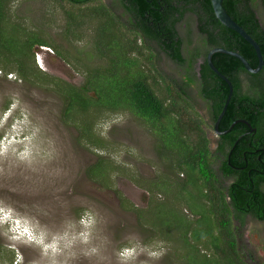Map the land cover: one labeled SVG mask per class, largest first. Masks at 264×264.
<instances>
[{
	"label": "trees",
	"instance_id": "trees-1",
	"mask_svg": "<svg viewBox=\"0 0 264 264\" xmlns=\"http://www.w3.org/2000/svg\"><path fill=\"white\" fill-rule=\"evenodd\" d=\"M16 1L0 0V68L5 76L14 72L26 84L59 94L64 117L89 145L100 146L101 141L93 135L92 124L85 121V116H100L103 112H128L158 140V156L168 163L165 167L171 173L139 183L149 196L157 197L146 213L148 223L151 222L147 225L156 238L159 234L177 246L175 256L183 255L184 264H263L242 251L240 231L248 216L264 223V66L252 74L233 56L213 55L214 67L234 90L218 128L229 133L222 137L216 156L209 147L208 128L213 130L223 111L230 92L228 84L206 61L200 65L198 97L207 102L210 126L187 91L186 86L194 82L192 78L187 77L186 85L154 87L147 62L156 71L158 55L150 52L145 61L140 59L145 57L144 50L156 47L176 65L190 67L192 59L189 61L183 53L184 41L178 25L191 13L205 37L206 54L221 48L240 54L252 68H257L253 47L217 20L211 0H115V6L108 3L92 8L91 15L67 12L64 35L78 39L90 19L96 25V51L106 61V66L88 71L80 86L36 67L35 46L54 48L59 56L61 52L40 31L26 28L16 20L11 11ZM60 1L82 7L95 0ZM223 7L258 44L264 62V0H223ZM120 17L127 18L130 29L122 28ZM245 83L253 94L244 92ZM5 109L9 110V106ZM237 121L247 124L238 123L231 129ZM253 128L257 129L255 135L250 133ZM104 162L100 160L88 169L91 179L103 180L108 168ZM217 174L232 183L223 187ZM101 183L108 184L109 180ZM172 207L181 214L172 212ZM185 208L191 217L182 213ZM145 218L142 215L140 221Z\"/></svg>",
	"mask_w": 264,
	"mask_h": 264
},
{
	"label": "rangeland",
	"instance_id": "rangeland-1",
	"mask_svg": "<svg viewBox=\"0 0 264 264\" xmlns=\"http://www.w3.org/2000/svg\"><path fill=\"white\" fill-rule=\"evenodd\" d=\"M108 3L116 1L73 7L60 0H17L11 11L19 23L40 31L61 52L59 56L54 48L35 46L36 67L80 86L88 71L106 66V61L96 51V25L90 19L78 39L64 35L67 12L90 14L92 8ZM189 19L179 29L196 45L195 24ZM121 21L122 28L130 29L127 18ZM144 52L141 61L151 53L158 55L156 71L147 62L154 87L186 85L187 77L193 79L187 91L211 126L209 108L198 97V69L205 56L189 69L156 47ZM4 72L0 73V264H184L183 255L175 256L177 246L158 233L156 238L147 225L151 222L146 213L157 197L149 196L139 183L171 173L158 156L152 131L128 112L90 113L85 121L92 124L101 144L89 145L64 117L59 94ZM208 133L213 136L211 128ZM100 160L108 166L101 181L88 175ZM217 175L223 187L232 183ZM104 180L109 183L103 185ZM172 212L181 214L176 207ZM182 213L191 217L187 208ZM142 215L145 221H140ZM240 234L242 251L264 264V223L248 216Z\"/></svg>",
	"mask_w": 264,
	"mask_h": 264
},
{
	"label": "water",
	"instance_id": "water-1",
	"mask_svg": "<svg viewBox=\"0 0 264 264\" xmlns=\"http://www.w3.org/2000/svg\"><path fill=\"white\" fill-rule=\"evenodd\" d=\"M211 4H212L213 11H214V14H215L217 20L223 26H225L226 28L236 32L245 41H247L253 47V49L255 50L257 58H258V66H257V68L254 69V68H252L249 65V63L240 54L235 53V52L227 51V50H224V49H221V48H215V49H212L209 52V54H208L207 63L209 65L210 69L228 84L229 90H230L229 97H228V100H227V102H226V104H225V106L223 108V111L221 112L218 120L216 121V123L214 125V129H215V132L217 134H225V133H228L229 130L226 131V132L221 133L218 128H219V125H220V122H221L222 118L225 115L227 107H228V105H229V103L231 101V98L233 96L234 90H233V86L230 83V81L225 76H223L221 73H219L218 70L214 67V65L212 63L213 55L217 54V53H221V54H226V55L233 56V57L237 58L238 60H240L242 62V64L244 65V67L246 68V70L248 72L252 73V74L259 73L262 70L263 66H264V62H263V58H262V53L260 51V47L236 22H234L231 19V17L228 15V13L226 12V10L223 7V0H211ZM238 123L247 124L245 121H237L231 126V129L233 128L234 125H236ZM248 126L250 127V125H248Z\"/></svg>",
	"mask_w": 264,
	"mask_h": 264
},
{
	"label": "flooded vegetation",
	"instance_id": "flooded-vegetation-1",
	"mask_svg": "<svg viewBox=\"0 0 264 264\" xmlns=\"http://www.w3.org/2000/svg\"><path fill=\"white\" fill-rule=\"evenodd\" d=\"M188 18H190V19H192V21L194 22V24H195V31H196V33H197V38H196V40H195V44L196 45H194L193 44V42L192 41H190V40H188V37L187 36H185L184 34H182V32L180 31V26L182 25V24H184L185 22H186V20L188 19ZM189 19V20H190ZM263 26H264V24H263ZM264 29V28H263ZM178 30H179V35H180V37L183 39V41H184V43H183V53H184V55H185V57L189 60V61H191V59H192V63H191V66L189 67L188 66V64H185L184 66H186V67H188L189 69H191V67L193 66V63L197 60V58L200 56V55H204L205 57L203 58V60H202V62L200 63V65L201 64H203L205 61L207 62V57H208V54H209V52L211 51H209L208 52V54H206V49L205 50H203V48H205L206 46H205V37L203 36V35H201L200 34V32H199V29H198V24H197V18H196V16H194L193 14H191V13H188L185 17H184V20H183V22H181L179 25H178ZM193 46H195V49L194 50H192L191 48L193 47ZM192 53V54H191ZM200 65H199V69H200ZM199 69H198V72H199ZM198 79H199V75H198ZM244 89H245V87H243ZM244 92H246V90H244ZM202 100V99H201ZM202 102L204 103V105H205V107H206V109L208 108V106L206 105L207 104V102H204L203 100H202ZM210 114V113H209ZM208 114V117H209V119H210V115ZM211 124H212V121H211ZM215 125V124H214ZM249 128V127H248ZM223 132H226V131H223ZM223 132H221V133H223ZM229 133V132H228ZM228 133H225V134H217L216 132H215V129H214V126H213V136L211 135V134H209L208 133V135H209V138H211L210 139V145H209V147H210V149H211V151H212V153L214 154V155H216V156H219V154H217L216 152H217V149L219 148V145L222 143V137H224V136H226V135H228ZM250 133H253L254 135H255V133H257V129H251L250 130ZM263 190H264V187H263ZM257 221V220H256ZM258 223H263V222H260V221H257Z\"/></svg>",
	"mask_w": 264,
	"mask_h": 264
},
{
	"label": "clouds",
	"instance_id": "clouds-1",
	"mask_svg": "<svg viewBox=\"0 0 264 264\" xmlns=\"http://www.w3.org/2000/svg\"><path fill=\"white\" fill-rule=\"evenodd\" d=\"M44 50H46V49H44Z\"/></svg>",
	"mask_w": 264,
	"mask_h": 264
}]
</instances>
